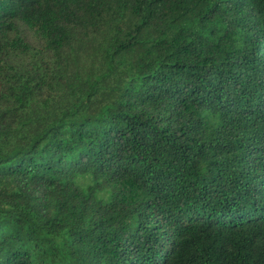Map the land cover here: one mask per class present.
<instances>
[{
    "label": "trees",
    "instance_id": "1",
    "mask_svg": "<svg viewBox=\"0 0 264 264\" xmlns=\"http://www.w3.org/2000/svg\"><path fill=\"white\" fill-rule=\"evenodd\" d=\"M0 264H264V0H0Z\"/></svg>",
    "mask_w": 264,
    "mask_h": 264
}]
</instances>
